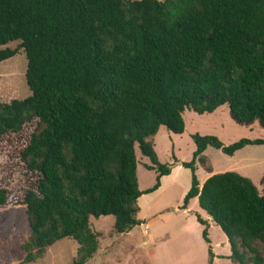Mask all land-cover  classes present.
I'll return each mask as SVG.
<instances>
[{"label": "trees", "instance_id": "obj_1", "mask_svg": "<svg viewBox=\"0 0 264 264\" xmlns=\"http://www.w3.org/2000/svg\"><path fill=\"white\" fill-rule=\"evenodd\" d=\"M12 42L23 52L29 94L0 103V142L16 144L22 164L15 200L12 181L0 179V211L24 208L25 264L62 239L84 245V264L98 244L89 218L112 217L117 235L139 225L137 199L170 173L149 139L159 128L181 135L184 112L226 106L234 124L264 129V0H0V46ZM15 54L0 50V62ZM189 138L180 208L196 199L225 237L231 263L264 264V173L260 193L233 171L200 187L194 176L195 163L211 172L206 148L230 157L264 140ZM135 150L154 174L144 191ZM195 221L212 264L206 224Z\"/></svg>", "mask_w": 264, "mask_h": 264}, {"label": "rangeland", "instance_id": "obj_2", "mask_svg": "<svg viewBox=\"0 0 264 264\" xmlns=\"http://www.w3.org/2000/svg\"><path fill=\"white\" fill-rule=\"evenodd\" d=\"M5 48L15 49L16 54L0 62V103L22 99L29 94L23 80L25 59L22 50L17 42L0 46V50ZM182 119L184 130L181 135H172L159 128L149 139L159 162L170 166V173L160 179L156 191L137 199L139 225L127 234L117 235L112 230V217L89 218L90 233L98 244L92 258L84 264H148L146 258L151 264L207 263L206 246L200 238L202 228L195 221V215L189 221L180 208L190 186V171L176 162L190 160L194 150L189 138L192 134L214 136L223 146H227L240 139L264 140V129L256 123L246 127L234 124L228 117L226 106L208 115L184 112ZM15 147L16 144L0 142V179L12 181L9 187L11 201L19 195L17 184L22 167ZM202 156L211 174L233 171L249 179L260 193V179L264 173V145H247L230 157L224 156L219 150L207 148ZM135 159L137 188L139 191L146 190L153 185L154 174L145 170L148 161L138 151H135ZM194 166V176L200 183L208 173L199 164L195 163ZM145 225L146 236L142 235ZM212 226L209 234L213 244H216L223 236L216 226ZM28 239L24 208L11 207L0 211V264H25L22 247ZM83 247L72 239H62L44 248L37 258L26 264H77ZM261 253L264 257V251ZM214 264L230 263L218 259Z\"/></svg>", "mask_w": 264, "mask_h": 264}, {"label": "crops", "instance_id": "obj_3", "mask_svg": "<svg viewBox=\"0 0 264 264\" xmlns=\"http://www.w3.org/2000/svg\"><path fill=\"white\" fill-rule=\"evenodd\" d=\"M222 107V106H221ZM220 108V107H219ZM219 108H217L215 111H213L212 113H215ZM211 113V114H212ZM207 149V148H206ZM205 149V150H206ZM136 151V150H135ZM203 154V153H202ZM148 165V164H147ZM146 166V165H145ZM195 169V168H194ZM210 175H212L211 173H208V176L206 178H208ZM162 178V177H161ZM160 178V179H161ZM205 178V179H206ZM160 179H159V186H160ZM204 179V180H205ZM204 180L200 183H198L199 187L201 186V184L204 182ZM159 188V187H158ZM141 191V190H140ZM144 191V190H142ZM197 203H196V199H191L189 200V202L187 203V206L184 210H182V213L185 214L186 216V219H188L189 221L191 220V218H194V215H197L203 222H205L206 224V231H207V238L209 240V243H210V251H211V254L213 255V258H212V264H214L215 261H217L218 259H221L225 262H228L230 264H233L229 261L228 257L230 255V251H229V245L225 239V237L223 236V238H220L221 241H218L216 244H213L211 238H210V234H209V230L211 229V227H213L212 225H214L210 218L203 212L201 211L198 207V210H197ZM203 212L204 215L201 213ZM195 219V218H194ZM148 224V223H147ZM198 224V223H197ZM199 225V224H198ZM200 226V225H199ZM215 226V225H214ZM145 227H147L146 225L143 226V231H142V235L146 236L147 235V232L145 231ZM200 228H202V226H200ZM214 229V228H213ZM127 234V233H126ZM201 238V237H200ZM203 242V241H202ZM185 244L187 245V242H185ZM206 246V245H205ZM206 260H207V253H206ZM146 261L148 264H151V262L149 260H147L146 258ZM207 262V261H206Z\"/></svg>", "mask_w": 264, "mask_h": 264}, {"label": "water", "instance_id": "obj_4", "mask_svg": "<svg viewBox=\"0 0 264 264\" xmlns=\"http://www.w3.org/2000/svg\"><path fill=\"white\" fill-rule=\"evenodd\" d=\"M176 163L180 166V163H181V162H176Z\"/></svg>", "mask_w": 264, "mask_h": 264}]
</instances>
